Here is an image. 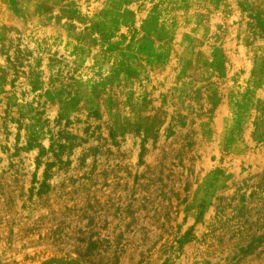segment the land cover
Listing matches in <instances>:
<instances>
[{"label": "rangeland", "instance_id": "obj_1", "mask_svg": "<svg viewBox=\"0 0 264 264\" xmlns=\"http://www.w3.org/2000/svg\"><path fill=\"white\" fill-rule=\"evenodd\" d=\"M50 259L264 264V0H0V264Z\"/></svg>", "mask_w": 264, "mask_h": 264}, {"label": "trees", "instance_id": "obj_2", "mask_svg": "<svg viewBox=\"0 0 264 264\" xmlns=\"http://www.w3.org/2000/svg\"><path fill=\"white\" fill-rule=\"evenodd\" d=\"M150 123H152V121H151ZM226 144H227L226 139H224L222 145H223V146H227ZM57 262H59V263H57ZM49 263H55V264H67V263H64V262L59 261V260H56V259H50V260H47V261L42 262L41 264H49Z\"/></svg>", "mask_w": 264, "mask_h": 264}]
</instances>
